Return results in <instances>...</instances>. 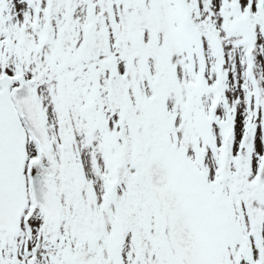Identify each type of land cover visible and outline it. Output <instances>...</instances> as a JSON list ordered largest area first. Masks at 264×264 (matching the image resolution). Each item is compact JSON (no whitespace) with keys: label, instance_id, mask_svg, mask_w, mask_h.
Returning <instances> with one entry per match:
<instances>
[{"label":"snow or ice","instance_id":"obj_1","mask_svg":"<svg viewBox=\"0 0 264 264\" xmlns=\"http://www.w3.org/2000/svg\"><path fill=\"white\" fill-rule=\"evenodd\" d=\"M0 264H264V0H0Z\"/></svg>","mask_w":264,"mask_h":264}]
</instances>
